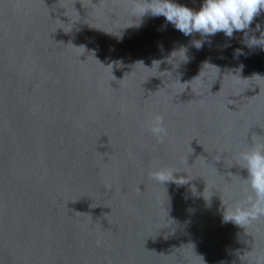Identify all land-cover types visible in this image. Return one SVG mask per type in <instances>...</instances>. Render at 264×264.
I'll list each match as a JSON object with an SVG mask.
<instances>
[{"label": "water", "instance_id": "95a60500", "mask_svg": "<svg viewBox=\"0 0 264 264\" xmlns=\"http://www.w3.org/2000/svg\"><path fill=\"white\" fill-rule=\"evenodd\" d=\"M132 7L0 0V264H252L264 253V219L224 220L244 197L237 154L264 140V48L247 43L264 33V10L228 38L185 36ZM157 114L163 143L149 130ZM165 167L187 183L149 177Z\"/></svg>", "mask_w": 264, "mask_h": 264}, {"label": "clouds", "instance_id": "9594fccd", "mask_svg": "<svg viewBox=\"0 0 264 264\" xmlns=\"http://www.w3.org/2000/svg\"><path fill=\"white\" fill-rule=\"evenodd\" d=\"M132 11L138 17L150 12L153 16H163L185 36L199 33L202 37L214 36L223 32L232 38L234 32H245L254 18L264 10V0H202L198 10H193L174 0H131ZM92 3V0H90ZM205 41L194 40L193 45L200 49ZM249 46L259 45L264 48V33L260 37H250ZM237 54H242L237 50ZM149 130L159 143H163L167 130L163 118L155 115ZM216 160H220L219 157ZM187 163V160L184 161ZM247 170L243 178V199L237 200L227 210L224 220L246 228L264 219V140L253 143L237 154V163ZM183 171L172 168H157L149 172V177L158 183L175 181L185 184L186 179H173V173ZM185 172V171H184ZM183 178V176L177 177ZM252 264H264V253L251 254Z\"/></svg>", "mask_w": 264, "mask_h": 264}]
</instances>
